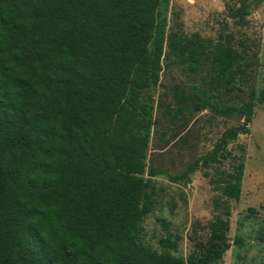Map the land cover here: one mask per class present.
<instances>
[{"label":"trees","instance_id":"1","mask_svg":"<svg viewBox=\"0 0 264 264\" xmlns=\"http://www.w3.org/2000/svg\"><path fill=\"white\" fill-rule=\"evenodd\" d=\"M169 1L0 0V264H222L232 246L223 220L213 242L187 258L153 249L143 235L152 211L143 95L160 81L166 47L227 83L249 57L229 38L168 36L161 7ZM248 6L234 16L244 19ZM254 107L241 108L247 123ZM247 130L228 128L175 178L222 162ZM229 156L235 171L218 186L239 198L245 165Z\"/></svg>","mask_w":264,"mask_h":264},{"label":"rangeland","instance_id":"2","mask_svg":"<svg viewBox=\"0 0 264 264\" xmlns=\"http://www.w3.org/2000/svg\"><path fill=\"white\" fill-rule=\"evenodd\" d=\"M243 3L249 12L241 19L234 14ZM161 9L168 36L198 34L212 45L229 38L249 57L243 72L227 83L215 72L192 71L166 47L160 81L143 95L152 116L144 174L150 180L152 211L142 221L144 238L159 252L187 258L213 242L216 223L223 220L228 225L224 237L232 246L222 264H264V0H170ZM200 97L205 106L197 105ZM251 101L254 114L247 123L241 108ZM232 126L248 130L229 143L222 162L201 163L187 178H175L212 152ZM229 153L245 165L239 198L218 186L235 171ZM153 168L158 173L151 176ZM167 238L176 248L162 244Z\"/></svg>","mask_w":264,"mask_h":264}]
</instances>
